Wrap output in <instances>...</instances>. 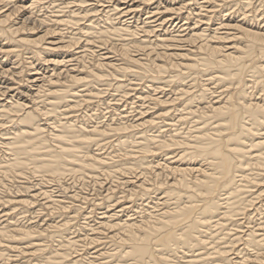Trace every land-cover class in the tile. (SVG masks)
Wrapping results in <instances>:
<instances>
[{"label":"bare ground","instance_id":"bare-ground-1","mask_svg":"<svg viewBox=\"0 0 264 264\" xmlns=\"http://www.w3.org/2000/svg\"><path fill=\"white\" fill-rule=\"evenodd\" d=\"M22 49L28 103L7 65ZM0 56V175L26 180L0 196V213L13 210L1 261L264 264V0H0ZM114 80L135 107L105 99ZM68 176L116 177L128 195L113 181L87 211L75 191L44 190ZM40 194L66 219L18 224L16 207L30 213ZM239 245L254 255L232 257Z\"/></svg>","mask_w":264,"mask_h":264},{"label":"rangeland","instance_id":"rangeland-1","mask_svg":"<svg viewBox=\"0 0 264 264\" xmlns=\"http://www.w3.org/2000/svg\"><path fill=\"white\" fill-rule=\"evenodd\" d=\"M48 0H43V2H47ZM60 3V1L58 2L57 1V3L56 4H59ZM108 4V3H107ZM44 6V8H42V5L40 6L39 5V7H38V9H36L37 10V12H36V16H35V19H40L42 16H45V14H51L50 12H49V9H47V6H49L47 3H45V4H43ZM41 7V8H40ZM41 9V10H40ZM46 9H47V11H46ZM47 14V15H48ZM186 14V13H185ZM142 18H145L147 15L146 14H143L142 13ZM183 15V14H182ZM179 21H181V19H179V20H176V19H174V23L177 25L178 23H180ZM177 22V23H176ZM214 23H216V22H214ZM174 24V25H175ZM62 29H65V30H63L64 32H71V29L70 30H67L66 28H62ZM71 33H68L67 35H70ZM116 40V41H115ZM115 40H113L112 42L113 43H119L118 41H117V39H115ZM76 48V47H75ZM25 53H23L22 54V56L20 57V58H16V57H11L10 58V60H9V62L7 63V65H8V67H16L17 69H15L16 71H21L22 73H20L19 72V74L21 75V76H19V74H18V78H17V81H19V78H20V81L19 82H21L20 83V85H21V87H20V85L19 84H14L13 85V87H14V89H13V91H15V90H18V89H20V93H23L24 94V96H26V97H24V98H27L26 100H27V103L29 102L28 100H30V98H29V93H28V87H27V83H26V79H27V77L25 76V72L27 71V69L29 68L28 66H29V64H28V60H29V62H31V60L30 59H28V58H30L31 57V55L29 54V52L28 51H25L24 49H22ZM0 57H2V56H0ZM34 63L37 65V67H40L39 69H41V72H44V70H45V66H42V64L43 63H41V64H39V61H37V60H35L34 61ZM22 64V65H21ZM20 67V68H19ZM43 67V68H42ZM20 69V70H19ZM46 71H49V69H47ZM52 74V72H50L49 74H46V75H51ZM1 78H3V77H1ZM4 79V78H3ZM3 79H2V81H3ZM16 79V78H15ZM7 80L6 79H4V81H3V83H5ZM18 82V83H19ZM22 82H24V84L22 83ZM26 83V84H25ZM116 84V82H115V80L114 81H112V85L111 86H103V88H107V87H109L110 89H109V92L111 93H109L110 95H108L107 97H105V99H111V100H113L112 102L114 103H116V101H115V99L117 100L118 99V103H120L121 105L120 106H122L121 107V109H125L126 107H127V105H130V108L131 107H135L136 105H132V103H135V101L134 100H128L127 102H125L126 101V99L125 98H121V96L122 95H112V94H114V91L112 90V88H113V85H115ZM23 87H24V89H23ZM33 89V88H32ZM23 90V91H22ZM26 92V93H25ZM15 93L17 94L18 93V91H15ZM13 94H14V92H13ZM130 95H132L133 93H129ZM110 97V98H109ZM121 98V99H120ZM124 100V101H123ZM23 101H25V99H23ZM96 101V100H95ZM131 103V104H130ZM126 104V105H125ZM106 108V107H105ZM105 110V111H104ZM103 110V112L105 113L104 115H103V120H105V118H106V120H108V119H110V115L108 116V110L107 109H104ZM102 111V110H101ZM100 111V112H101ZM109 111H110V109H109ZM107 116L109 117V118H107ZM132 119H134V118H131L130 120H132ZM50 122V121H49ZM9 125H11V124H9ZM93 149L95 150V149H98V150H95L96 151V153H104L103 151H107V152H110V151H112V149L111 148H104V149H99V148H97V147H93ZM102 150V152H100ZM0 190H1V194H0V196L2 195H8V194H16L15 192H16V189H15V187L17 186V185H20V182L21 183H23V182H26V180L25 179H23V178H17V179H15V180H13V181H9V179L8 178H5V176H1L0 175ZM101 177V179L99 178V181L98 182H101L102 181V184L100 183V186H99V184H97L96 182L94 183L93 181H96V180H92L91 178H85V179H81V180H75V178L73 179L72 177H70V176H68V177H66L65 179H62L61 181H62V183L64 182V186L67 188L66 190H62L61 189V187H59L56 183H54V182H48V183H46V184H44L43 186H44V190H51V189H55V192L57 193H55L54 192V195H62L63 194V192L65 193V194H63L62 196H64V195H66V193H67V196H70V194H72L74 191V193H77V194H79V198L77 199L78 201H75V205H79L80 203L82 204L83 203V206H84V208H85V210H87V211H91V209L93 208L91 205L95 202V203H100V201L102 200V198H104V197H106L107 196V194L106 193H108L109 191H108V188L110 187L109 186V184L110 185H112V183H113V181H116V185L120 182V187H118L117 188V190L119 189V191H116V193H115V195H116V197H122V196H127L128 195V192H127V190H128V187H125V186H123L122 184H121V182H123V180L122 179H117L116 177V179L115 178H113V179H110V178H108V179H106V177H102V176H100ZM121 177V176H120ZM105 178V180H103ZM47 180H48V178H46ZM115 179V180H114ZM38 180H39V178H32L30 181L31 182H33V183H38ZM74 180H75V182H74ZM119 180H121V181H119ZM109 182V183H108ZM2 184H4V185H6L7 187L5 188V186H3ZM69 184H70V186H69ZM72 184V185H71ZM87 184V185H86ZM93 184V185H92ZM94 184H96V185H94ZM55 185H57V186H55ZM74 185V187H72ZM83 185V186H82ZM105 185H107V186H105ZM114 185V184H113ZM12 187V188H11ZM9 188V189H8ZM17 188V187H16ZM35 190H39V189H37V188H34ZM61 189V190H60ZM18 190V189H17ZM97 190V191H96ZM102 190V191H101ZM13 191V192H12ZM107 191V192H106ZM61 192V193H60ZM93 192V193H92ZM100 192V193H99ZM99 193V194H98ZM110 193V192H109ZM103 194V195H102ZM106 195V196H105ZM81 196V197H80ZM82 197H87V200H84V201H80V199L82 198ZM90 198V199H89ZM107 198V197H106ZM93 199H94V201H93ZM127 200H125L126 202L125 203H123L124 204V207L126 208V207H129L130 209L131 208H133V209H136V207H138V206H140L141 204H143V203H146V201H143L142 199H137V200H132V199H129V198H126ZM133 199H136V198H133ZM36 200H40V201H36ZM70 200V199H69ZM35 202H37L36 203V208L34 207L32 210H30V213H23L24 212V209L22 210V207H16V209L14 210V212H15V214H14V218L15 217H17V218H15V220H18V224H20V223H22L21 225H24V226H27L28 224H29V222H31V221H39L38 223H43V221L45 220V221H52V220H54V221H62V220H64V219H66L65 217L67 216V213H61L62 211H58V209H55V208H53L54 206H52L51 204H50V202H49V199H45V197H44V195H42V194H40L39 195V197H37V199H35L34 200ZM70 201H72V200H70ZM85 201H87L86 203H84ZM47 202V203H46ZM50 204V205H49ZM51 206V207H50ZM50 207V208H49ZM123 207V206H122ZM88 208V209H87ZM121 208V207H120ZM2 209H4V208H2L1 206H0V212L2 211ZM20 209V210H19ZM18 210H19V212H18ZM22 210V211H21ZM34 210V211H33ZM84 210V211H85ZM95 210V209H94ZM6 211H7V213H9L10 214V216H11V213H13L12 211L13 210H8L7 208H5V210H4V212H2V213H0V216L1 215H3L4 213H6ZM103 210H98V209H96L95 210V212L93 213V214H91V216H94V218H92L93 220L95 219V217H100V214L99 213H101ZM32 212V213H31ZM36 212V213H35ZM59 213V214H58ZM98 213V214H97ZM13 215V214H12ZM68 215H73V214H68ZM28 216V217H27ZM25 217H27V218H25ZM80 217V216H79ZM2 219H5V218H2ZM32 219H34V220H32ZM79 219V218H78ZM254 221H253V223H251V225H255L254 223H256V221H255V219H253ZM1 221H3V220H1ZM42 221V222H41ZM80 222H82V221H80ZM244 222V221H243ZM242 222V224H243V226L245 227H247L248 226V224H246V223H243ZM92 223H95V222H92ZM72 225H71V227H70V233H69V236H75V235H77L76 233H77V225L79 224L78 223V220L77 221H73L72 223H71ZM229 228H233L231 225H229ZM243 229H245V228H243ZM76 232V233H75ZM71 234V235H70ZM3 243L4 244H6V241L5 240H3ZM43 243L44 244H49V245H51V244H53V245H57V242H54V243H52V242H50V239H48V238H44V240H43ZM240 244V243H239ZM239 248H238V251H237V253H236V251L234 252L235 254L234 255H231L232 257H241V256H244V255H247V257H249V256H253L254 255V252H252V251H249V250H243V248H244V246H238ZM78 248H79V250H78ZM106 248H109V249H111V250H113L114 248H115V246H113V247H110V245L108 244V246L106 247ZM95 250V249H94ZM93 250V251H94ZM72 251H76L77 253H83L82 252V247H80V246H77L76 248H74ZM247 252V253H246ZM241 253V254H240ZM248 253H249V255H248ZM10 255L12 256V255H17V253L16 252H10ZM46 256L47 255H45V256H42V257H40V256H37L36 257V259H37V261H41V262H43V263H45V261H46ZM251 256V257H252ZM39 258V259H38ZM24 260H28V259H24ZM23 260V261H24ZM22 262V261H21ZM129 262H131V261H129ZM263 262H264V259H263ZM9 263V262H8ZM34 263H36V261H32V262H25V264H34ZM132 263V262H131ZM0 264H6L3 260L1 261L0 260Z\"/></svg>","mask_w":264,"mask_h":264}]
</instances>
